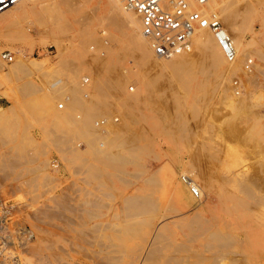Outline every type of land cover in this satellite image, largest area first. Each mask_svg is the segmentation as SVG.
I'll return each mask as SVG.
<instances>
[{
    "label": "rangeland",
    "instance_id": "1",
    "mask_svg": "<svg viewBox=\"0 0 264 264\" xmlns=\"http://www.w3.org/2000/svg\"><path fill=\"white\" fill-rule=\"evenodd\" d=\"M262 6L263 27L260 23L253 27L258 31L255 38L245 32L247 52L238 53L235 65L225 66L222 77L208 68L210 63L191 41L185 52L176 55L175 68L170 71L140 62L113 19L93 18L99 8L97 0H27L0 20V53L20 50L23 56L16 61L24 60L26 67L8 70L12 64L0 61L7 68L0 78V124L9 125L12 138L7 144L0 143V191L25 205V225L32 238L22 264L61 260L49 253L44 260L42 244L49 236L64 253L62 264H102L100 256L108 251L106 246L68 247L81 242L75 225L90 213L89 226L103 230L102 235H117L118 244L156 230L181 239L192 233L195 240L188 244L199 250L203 242L226 234L240 245L229 247L230 253L219 252L215 264H264V0ZM248 58L253 60V73L244 74ZM183 63L188 68L184 65L183 70ZM104 65L111 67L109 72ZM99 71L101 76L96 75ZM143 73L152 83L149 90L140 85ZM83 76L89 77L87 86L81 84ZM232 77L241 82L238 95L231 86ZM94 78L102 83L93 84ZM58 79L65 81L64 90L72 85L77 91L53 90L50 85ZM108 85L118 90L107 91ZM130 85L133 92L128 90ZM65 97L67 110L56 113V104ZM114 117L118 122H113ZM101 118L108 122L98 129L94 122ZM85 122L90 126L87 129ZM58 136L77 147L78 157L52 146L55 143L50 141ZM53 160L59 164L56 171L50 167ZM94 170L108 178L92 177ZM188 174L195 179L198 199L182 180ZM175 179L182 184V197ZM59 189L73 199L68 204L79 210L69 216L75 225L40 213L41 207L52 206V199L63 195ZM130 195L149 197L151 209L125 215L124 200ZM131 224L143 230L131 231ZM118 251L128 252L120 256L119 264H146L136 260L129 246ZM183 254L179 251L177 261Z\"/></svg>",
    "mask_w": 264,
    "mask_h": 264
},
{
    "label": "bare ground",
    "instance_id": "2",
    "mask_svg": "<svg viewBox=\"0 0 264 264\" xmlns=\"http://www.w3.org/2000/svg\"><path fill=\"white\" fill-rule=\"evenodd\" d=\"M27 0H24L20 3H18L17 5L11 7L10 9L5 10L4 12H2L0 14V20L2 18H4L5 16H8L10 13L13 12V9L16 8L17 6H19L20 4H23L24 2H26ZM97 3L99 5L98 10L94 12L93 14V18H95V20H101L102 22H104L107 19H113L114 22L117 23L116 26H119L120 29H122L121 31L124 32V35L126 38V40L128 41V43L134 47L138 60L140 62H147L149 64H152V66L154 68H158L161 70H169L170 68H175V64L174 61L175 59L179 56L176 57V55L172 56V60L169 61H157L154 57H153V52H152V47L151 44L148 42V40L142 36L141 34V27H140V20L138 15L131 11V10H127L124 8V4L122 0H97ZM193 5V4H192ZM76 7V6H75ZM194 8L200 10L201 12L205 13V14H214L218 17V19L221 21V23L223 24L224 28L226 29V31L228 32V34L231 36L235 49H236V53L238 56V53L240 52H244V54L247 52L246 49L247 47H244L243 45V41L245 40V32L249 31L251 35H253V38H255L257 36V29H253V27L257 24L260 23L263 27V16L261 15V10L263 9L262 6V0H209L205 5L203 6H196L193 5ZM95 8V7H94ZM76 10V9H75ZM94 10V9H92ZM88 16V15H87ZM106 16H109L106 17ZM91 19V18H90ZM113 22V23H114ZM251 22V23H250ZM106 23V22H105ZM111 23V22H110ZM115 23V24H116ZM250 26H249V25ZM114 25V24H113ZM115 26V25H114ZM113 27V26H112ZM116 27V28H119ZM2 28V24L0 23V29ZM248 29V30H247ZM119 31V29L117 30ZM92 32V31H90ZM260 34V33H259ZM119 36V35H118ZM116 38V37H115ZM121 38V37H120ZM113 39V38H112ZM254 40V39H252ZM101 41V40H100ZM125 41V40H124ZM190 41L193 43V45L195 47H198L201 51L202 54L205 56V58L207 59L208 63H210V65L208 66V68L210 67L214 74L216 76H221L222 75V71L224 69L225 66H227L222 53L220 51V49L218 48L214 38L212 37V35L210 34V32L207 29H202V30H196L193 35L190 38ZM93 43V41H91ZM190 42V43H191ZM89 44V43H88ZM248 44V43H247ZM114 45V44H113ZM249 45V44H248ZM125 46V45H124ZM250 46V45H249ZM86 47V46H85ZM197 48V49H198ZM251 48V47H249ZM131 50V49H130ZM248 50V49H247ZM108 51V50H107ZM134 51V50H133ZM116 52V51H115ZM199 52V51H198ZM257 53V52H256ZM243 54V55H244ZM202 55V56H203ZM123 56V55H122ZM242 56V55H241ZM260 56V55H259ZM262 56V55H261ZM89 58V57H88ZM118 58V57H117ZM175 58V59H174ZM178 60V59H177ZM238 60V59H237ZM21 61L24 60H17L15 63L12 64L11 68L12 70H20V69H24L25 64L24 62L22 63ZM151 62V63H150ZM189 62V61H188ZM34 63V62H33ZM147 63V64H148ZM36 64V63H35ZM88 64V63H87ZM145 65H147L146 63H144ZM142 64V65H144ZM177 64H180L179 62ZM203 64V63H202ZM31 65H33L31 63ZM184 63L182 68L184 67ZM149 66V65H148ZM186 66V65H185ZM255 66V65H254ZM8 67V66H7ZM187 67V66H186ZM185 67V68H186ZM103 68V66H102ZM104 68H106L109 72V66L104 65ZM103 68V69H104ZM150 68V66H149ZM178 68V67H177ZM188 68V67H187ZM11 70V71H12ZM70 70V69H69ZM101 70V69H100ZM178 70V69H177ZM176 70V71H177ZM180 70V69H179ZM184 70V68H183ZM103 71V70H102ZM111 71V70H110ZM154 71V70H152ZM170 71V70H169ZM181 71V70H180ZM27 72V71H26ZM100 72V71H99ZM157 72V71H156ZM167 72V71H166ZM210 72V71H209ZM11 72H9L10 74ZM73 73V72H72ZM105 72L102 73V75ZM158 73V72H157ZM253 73V71H251L249 74ZM5 74H7V68L1 66L0 64V78H2ZM15 74V73H14ZM95 74V73H94ZM167 74V73H166ZM171 74V73H170ZM174 74V73H172ZM16 75V74H15ZM24 75H26V73H24ZM28 75V74H27ZM76 75V74H75ZM96 75H100L101 76V72L100 74H96ZM95 75V76H96ZM110 75V74H108ZM127 75V74H126ZM130 75V74H129ZM136 75V74H135ZM144 76H140V85L142 88H145L147 90H149L151 88V81L150 78L145 75V73H143ZM164 75V74H163ZM162 75V76H163ZM178 75V74H177ZM8 76V75H7ZM29 76V75H28ZM43 76V75H42ZM48 76V75H47ZM94 76V77H95ZM99 76V77H100ZM104 76V75H103ZM107 76V75H106ZM114 76V75H113ZM137 76V75H136ZM146 76V77H145ZM150 76V75H149ZM159 76V75H158ZM166 76V75H165ZM164 76V77H165ZM169 76V74H168ZM45 77V76H44ZM108 77V76H107ZM106 77V80L104 78V80L106 82L109 81V78ZM180 77V76H179ZM222 77V76H221ZM49 78V77H48ZM112 78V77H110ZM154 78V77H153ZM167 78V77H165ZM51 79V78H50ZM102 79V78H101ZM108 79V80H107ZM42 80L45 81V79L42 78ZM41 80V81H42ZM103 80V82H105ZM111 80V79H110ZM114 80H118V79H114ZM129 80V79H128ZM48 81V80H46ZM72 81V80H71ZM43 82V81H42ZM49 82V81H48ZM47 82V83H48ZM65 81L58 79L54 82H52V84L50 85V87L54 90L57 89V91H77L76 89L78 88H74L69 87L67 88V90H64L65 86H63ZM111 82V81H110ZM110 82H108V84H110ZM113 82V81H112ZM120 82V79H119ZM174 82V81H173ZM46 83V82H45ZM43 83V85H47ZM100 84L102 83L100 81V79L98 78H94L93 79V84ZM113 83H118V81H114ZM124 83V82H122ZM175 83V82H174ZM223 83V82H222ZM27 84V83H26ZM49 84V83H48ZM107 83H105L104 85L106 86ZM178 84V83H177ZM29 85V84H28ZM27 85V86H28ZM65 85H69V84H65ZM103 84H101V88H104L102 86ZM121 86L120 84H117V86ZM22 86V85H21ZM25 86V84H24ZM26 86V87H27ZM49 86V85H47ZM117 86L113 85V86H107L106 89L110 88V90L115 91L117 89ZM23 87V86H22ZM165 87V86H164ZM74 88V89H73ZM94 88V87H92ZM99 90V87H97ZM119 88V87H118ZM123 88V87H121ZM23 89V88H22ZM34 89V88H33ZM96 89V88H95ZM124 89V88H123ZM202 89V88H201ZM102 91L104 89H101ZM118 90V89H117ZM144 90V89H143ZM176 90V89H175ZM24 91V90H23ZM80 91V90H79ZM96 91V90H95ZM100 91V90H99ZM105 91V90H104ZM109 91V89L107 90ZM68 93V92H67ZM70 93V92H69ZM68 93V94H69ZM67 94V95H68ZM71 100V99H69ZM76 100V99H75ZM68 103V102H67ZM73 103V102H72ZM79 103V102H77ZM68 106L66 107L67 110ZM64 110V111H66ZM62 111V112H64ZM56 113H61L59 111H57L55 109ZM103 112V111H102ZM95 118V117H94ZM91 119V118H90ZM131 119V118H130ZM95 120V119H94ZM97 120V119H96ZM95 120V121H96ZM132 120V119H131ZM8 122V121H7ZM6 122V123H7ZM90 122V121H88ZM86 123V122H85ZM83 126L86 129L89 128L90 126L87 125V123ZM63 124V123H62ZM89 124V123H88ZM91 124V123H90ZM55 125V124H54ZM58 125V124H57ZM55 127H58V126ZM87 125V126H86ZM107 125V124H106ZM109 125V124H108ZM8 126L7 124H0V143L1 144H7V142H11L12 138L10 137L9 134V130H8ZM16 127V125H14ZM82 126V125H81ZM105 127V126H104ZM109 127V126H108ZM14 129V128H13ZM81 129V128H80ZM93 129V128H92ZM11 130V129H10ZM69 130V129H68ZM108 130V129H107ZM62 131V130H61ZM86 131V130H85ZM104 131V129H103ZM54 132V131H53ZM60 132V131H59ZM63 132V131H62ZM67 132V131H66ZM110 132V131H109ZM107 133V136L110 133ZM122 132V131H121ZM15 133V132H14ZM90 133V130H89ZM92 133V132H91ZM95 133V132H94ZM104 133V132H103ZM114 133V132H113ZM116 133V132H115ZM51 134L52 131H51ZM112 134V132H111ZM55 135V134H54ZM113 135V134H112ZM12 136V135H11ZM96 136V135H95ZM57 136H54V138ZM59 137V136H58ZM107 138V137H106ZM105 139V138H104ZM111 139V137H110ZM117 139V138H116ZM72 140V139H71ZM123 140V139H122ZM69 139L67 140L66 137L61 138L59 137L58 139H53L50 142H52L53 147H57L59 150H63V151H69L70 152H66L68 154H70L72 152V156H76L78 157L79 154L78 151L76 150L77 147L73 146V144H70ZM77 141V140H76ZM89 141V140H88ZM14 142V141H13ZM49 142V141H48ZM74 143V142H73ZM109 143V142H108ZM104 144V143H103ZM106 145V144H105ZM105 147V146H104ZM128 148V147H127ZM25 150V148H24ZM141 150V149H140ZM80 152V151H79ZM45 153V152H43ZM65 153V152H64ZM46 154V153H45ZM3 155V154H2ZM18 155V154H17ZM44 155V154H43ZM113 155V154H112ZM111 155V157H112ZM23 156V155H21ZM104 156V155H103ZM117 156V154H116ZM119 156V155H118ZM24 157V156H23ZM109 157V156H108ZM115 157V156H114ZM15 158V157H14ZM25 158V157H24ZM116 158V157H115ZM122 158V157H121ZM29 159V158H28ZM31 159V158H30ZM118 158H116L117 160ZM130 159V158H129ZM32 160V159H31ZM114 159H112L111 161H116ZM120 160V158L118 159V161ZM131 160V159H130ZM17 161V159H16ZM122 162V160H120ZM126 161V160H124ZM129 161V160H128ZM6 162V161H5ZM11 162H13V164H15V162L12 160ZM33 162V160H32ZM130 162V161H129ZM128 162V163H129ZM7 163V162H6ZM5 163V164H6ZM17 163V162H16ZM19 163V161H18ZM25 163V162H24ZM118 163V162H117ZM116 163V164H117ZM124 163V162H123ZM10 164V163H9ZM115 164V162L113 163ZM18 166V164H16ZM3 166V165H2ZM13 166V165H12ZM16 166V167H17ZM20 166V165H19ZM141 166V165H140ZM8 167V166H7ZM11 167V164H10ZM15 168V166H13ZM12 167V168H13ZM75 168V167H74ZM43 170L48 169V168H42ZM94 169V168H93ZM2 170V169H1ZM5 170V169H3ZM24 170V169H23ZM75 170V169H74ZM80 170V169H79ZM77 171V170H76ZM12 172V171H11ZM75 173V172H74ZM20 174V173H19ZM87 173H84V175ZM92 177L94 178H98L100 180H102L103 178H105L106 175H103V173H99V171L94 170V172H91ZM189 176L193 181L195 180L193 178L192 175H187ZM108 178V176L103 180L105 181ZM81 180V179H80ZM186 180V179H185ZM186 184H188V181H184ZM102 183V182H100ZM105 183V182H103ZM175 186L177 187V190L180 194V197H182L184 190L182 187V184L180 181H178L177 179H175ZM194 185H196V182L194 181ZM189 187H193L190 186V184H188ZM243 186V185H242ZM66 187V186H65ZM72 187V186H71ZM106 187V186H103ZM108 187V186H107ZM68 188V187H66ZM70 188V187H69ZM71 189V188H70ZM83 190H85L84 188H82ZM94 189V187H93ZM98 189V188H95ZM103 189V188H102ZM108 189V188H107ZM60 190V189H59ZM67 190V189H66ZM77 190V189H76ZM82 190V191H83ZM62 191V192H61ZM68 191V190H67ZM80 190H77V192ZM92 191V190H91ZM108 191H112L111 189H108ZM107 191V192H108ZM61 194L63 193L62 196L57 195L58 197H55V200L52 199L53 201V205L49 206L46 209H42V207L40 208V213L42 216H51L52 220L55 221V218H57L58 220H61L64 223H67L68 225H71L75 223H71L73 220L71 217H69L70 215L72 216L73 214H79V210H74L73 209V205L71 206L69 203L70 199H72L71 197H69V195H65V192L63 191V189L60 190ZM84 192V191H83ZM90 192V191H89ZM70 193V192H68ZM72 193V190H71ZM91 193V192H90ZM87 194V191H86ZM85 195V193L83 194ZM88 196V194H87ZM97 197V196H96ZM51 199V198H50ZM98 199V197L96 198ZM125 199V198H123ZM182 201L183 199L180 198ZM73 200V199H72ZM95 200V199H94ZM93 200V202H94ZM51 201V200H50ZM91 201V200H90ZM87 202H85L86 204ZM92 203L86 204L87 206L90 205ZM94 204V203H93ZM96 204V203H95ZM185 204V203H184ZM54 205H56V209H53ZM151 205L152 202L150 200L149 197H146L145 195H130V197L127 196V198L124 200V209H126V212L128 211V213H125V215L128 216V214L132 215L134 213H140L143 214L147 211V209H151ZM82 206V205H81ZM84 206V203H83ZM93 206V205H92ZM94 207V206H93ZM93 207H91L93 209ZM76 208V207H75ZM85 208V207H84ZM83 208V209H84ZM78 209V208H77ZM84 211V210H83ZM89 211V210H88ZM91 212V210H90ZM125 212V211H124ZM89 213V212H88ZM93 214V213H92ZM92 214H88L90 217L88 218V216H86L85 218L83 217L80 222L76 223V229L75 231L80 235L79 239L81 240L80 243H73V244H69L68 247L73 246V248H83V247H91L92 245H96L97 243H99L101 246H103L105 248H109L108 251H104V253H101V258H100V262L102 264H119L122 262L120 256H124L127 253H125L124 251H118L119 248L121 249V247H130V250H132L134 252V254H137L136 260H143L144 263L146 264H204V262H208L209 264H215V259L218 256L219 259V255L218 253H224L228 250L229 247L231 246H238L240 245V242L237 239H233L232 237L225 236V235H221V234H217V237L212 238L210 240H208L207 242H203L201 245V249L199 250H194L192 249V247L190 246V244H188L189 241L195 240V237H193L194 235L190 236H186L184 238H178V237H165L163 234H161L160 231H153L152 234L149 233V235L147 237H140V236H130L129 239H131L130 241H125V242H121L118 244V236L117 235H102L99 232L101 230L97 229V227L94 225H90L89 223L91 222L90 220L93 219L91 218ZM95 215V214H94ZM139 216V214H138ZM97 218V217H96ZM139 223V221H137ZM144 222V221H143ZM136 222H134L135 224ZM141 223V222H140ZM134 224L129 225V229H131V231H139L140 228H134ZM137 224V223H136ZM139 225V224H138ZM146 225H149V223L146 222ZM140 227V225H139ZM142 229V227H141ZM140 229V230H141ZM143 230V229H142ZM47 231V230H46ZM103 231V230H102ZM101 231V232H102ZM168 231V230H167ZM141 233V232H140ZM131 235V234H130ZM51 239H55L53 236H49L47 237V239L45 241H43V247H42V253L44 255V260H47V253L50 254V256H55L58 257L61 260H57V264H62V257L64 255V253L61 252V248L57 245H55V243L51 240ZM128 239V238H127ZM47 241V242H46ZM99 241V242H97ZM108 243H110L108 245ZM126 244V245H125ZM240 247V246H239ZM179 251H183V257L181 261H177L176 256L179 254ZM229 252V250L227 251ZM226 252V253H227ZM230 253V252H229ZM233 253V252H232ZM209 254V255H206ZM237 254V253H235ZM223 255V254H221ZM220 255V257H221ZM234 255V254H233ZM216 256V257H215ZM226 256V255H223ZM129 257V256H128ZM215 257V259H214ZM57 258V259H58ZM178 258V257H177ZM132 259V258H131ZM132 262V261H130ZM218 262V261H217ZM207 263V264H208ZM65 264V263H63Z\"/></svg>",
    "mask_w": 264,
    "mask_h": 264
},
{
    "label": "built area",
    "instance_id": "3",
    "mask_svg": "<svg viewBox=\"0 0 264 264\" xmlns=\"http://www.w3.org/2000/svg\"><path fill=\"white\" fill-rule=\"evenodd\" d=\"M24 0H0V14ZM124 8L135 12L140 20L141 34L151 44L152 52L158 59H169L174 55L188 49L191 36L196 30L207 29L212 34L222 56L229 66L233 68L237 60V53L231 36L224 28L221 21L214 14H205L193 7L203 6L209 0H122ZM193 4V5H192ZM92 49V48H91ZM22 55L20 50H5L0 53V61L5 65L13 64ZM23 56V55H22ZM253 60L248 58L243 65V73L252 71ZM231 86L238 95L241 82L238 77H232ZM81 84L87 86L89 77L83 76ZM133 92V86L128 87ZM88 92L83 93L87 98ZM68 98L65 97L56 104V110H66ZM79 116H77V119ZM113 122H118L114 117ZM105 118L94 122L96 128L107 124ZM52 170H58L59 164L53 160L50 163ZM194 186V181L189 177H182ZM193 197H201L199 190L190 187ZM24 202H15L8 195L0 191V264H22L24 251L32 238L25 225L23 215Z\"/></svg>",
    "mask_w": 264,
    "mask_h": 264
}]
</instances>
